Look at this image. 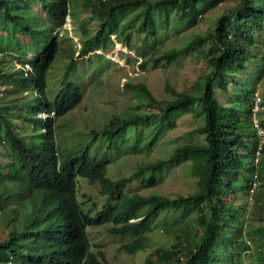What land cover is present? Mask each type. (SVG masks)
<instances>
[{
  "label": "trees",
  "instance_id": "16d2710c",
  "mask_svg": "<svg viewBox=\"0 0 264 264\" xmlns=\"http://www.w3.org/2000/svg\"><path fill=\"white\" fill-rule=\"evenodd\" d=\"M223 1L0 0V34H6L9 41L5 44H10L8 49L0 48V264H115L107 262L103 250L91 249L87 227L112 224L110 231L130 238L120 248L134 253L149 244L145 233L163 212L173 215L182 228L170 249H156L160 257L172 259L169 264H214L220 259L218 248L223 251L222 244L234 248L238 241L234 237L241 229L234 221L240 209L246 210L242 204L237 210L235 195L240 191L252 202L249 189L255 180L264 191V141L255 161L260 142L251 120L255 88L249 87L247 95H237L236 100L227 97L228 103L223 104L215 87L227 90V77L246 68L255 32H264V0H238L230 12L214 20L209 32L195 34L182 46L163 48L143 59L141 66L148 61L156 66L199 54L207 69L192 89L170 88V98L157 99L144 82H129L126 87L136 95L135 104L109 113L90 131V143L103 140L101 153L91 152L88 144L62 157L55 140L54 121L83 98L80 85L68 75L74 69V56L69 57L53 100L46 89L47 72L59 51L58 35L68 23L65 16L69 19L72 15V21L78 18L79 2L89 12L76 25L81 35L76 56L84 57L100 47L110 49L121 36L129 40L133 30L142 34L145 48L154 50L158 28L152 10L156 6L164 11V24L172 6L177 20L193 25L206 10ZM31 2H39L46 20L32 15L28 9ZM23 9H28V14H21ZM21 35L34 49L23 46ZM13 39L18 41L16 48H12ZM30 51L32 56L25 62L31 70H24L21 60ZM6 58L9 67L3 65ZM13 60L20 61L21 67ZM196 105L204 122L191 132L204 134L205 142L177 144L166 157L139 162L129 175L113 177L108 173V165L117 158L150 151L159 138L175 128L177 119ZM22 118L41 129L37 146L18 129L17 121ZM178 164L187 166L195 177V190L173 196L127 192L134 178H139L143 188L153 187L161 183L164 169ZM78 177L97 181L106 196L94 214L82 207ZM191 214L197 227L190 222L182 224ZM259 232L264 235V226ZM227 252L232 259L233 249Z\"/></svg>",
  "mask_w": 264,
  "mask_h": 264
},
{
  "label": "rangeland",
  "instance_id": "374dc122",
  "mask_svg": "<svg viewBox=\"0 0 264 264\" xmlns=\"http://www.w3.org/2000/svg\"><path fill=\"white\" fill-rule=\"evenodd\" d=\"M237 2L238 0H224L206 10L193 25H189L183 20H177L176 10L172 6L169 7L168 18L164 24V11L160 6H156L152 10L158 28L155 37L157 47L154 50L150 51L149 47L145 48L142 34L133 30L129 40L121 36L116 39L117 44L114 43L108 50L100 47L87 56L78 57L76 55L81 46V35L76 25L85 14L89 13L79 2L78 18H73L72 21V15L69 19L67 14L65 16L68 23L62 25L63 29L58 35L59 51L47 72V94L53 100L61 86L69 57L74 56L76 58L74 69L68 75L70 80L80 85L83 98L77 105L54 121V135L60 155L64 157L69 151L81 149L88 144H90L91 152H103V140L97 139L90 143V131L92 128L98 127L97 125L102 123L109 113L128 110L135 104L136 95L126 87L129 82H144L157 99L170 98L172 95L170 88L177 91L192 89L193 83L197 82V79H201L207 69L199 54H190L180 57L172 63L162 62L156 66L152 65L150 61L141 66L140 62L149 57L150 54H159L163 48L184 45L195 34L209 32L214 20L222 13L230 12ZM29 6L28 9L32 15L39 14L40 21L46 20L39 2H31ZM28 9H23L20 13L26 15ZM15 36L17 37V34L13 38ZM20 37L23 46H31L30 50L34 49L29 40H23L22 35ZM255 37L256 42L250 51L252 57L246 62V68L237 70L227 77L229 79L227 90L222 91L219 87H215L216 96L221 102L224 101L223 104L228 103V101L225 102L227 97L236 100L237 95H247L246 92L249 87H254L255 91H259L264 99V32L256 31ZM8 41V36L1 33L0 48L8 49L10 44H5ZM12 45V48L18 47V41L13 39ZM31 53V51L26 52V56L21 62H25L31 57ZM6 59L7 61L3 62V65L9 67L11 63L9 58ZM13 61L16 66L21 67L20 61ZM6 88L8 89V87ZM262 104L261 115L264 119V102ZM199 110L200 106L196 105L192 111L179 117L175 128L170 129L159 138L152 145L150 151H144L139 155H124L111 162L108 165V173L113 177L129 175L139 162L166 157L177 144L205 142L204 134L191 132L192 128L204 122V116L197 114ZM45 115V112H42L43 118ZM17 127L29 142L36 146L39 144L41 141L40 128L23 118L17 121ZM141 131L143 132L142 129ZM162 175L164 177L161 183L149 188L141 187L139 178H134L129 182L126 190L127 192H156L173 196L177 193L186 194L197 188L195 177L183 164L168 166L162 171ZM100 188L101 185L97 181L89 182V179L85 177L77 178V195L80 200H83L84 211L94 214L105 202L106 196L100 192ZM250 193L253 195V200L250 203L246 201V199L248 200L247 195L240 191L235 195L237 210L241 204L246 207V210L240 209L239 217L234 221V224L241 228L236 234L237 236L234 237L238 241L234 242L235 249L230 244H222L223 251H220V247L218 248V252L222 256L219 254L218 258L220 259L214 260V264H264V235L259 232L264 226V191L262 187L256 186ZM175 222L176 219L173 215L163 212L156 220L153 228L145 233L149 236V244L134 253H128L120 248L121 244L130 238L110 231L109 227L112 224L89 226L87 232L92 243L91 249L93 251L103 250L109 263L158 264L164 262L163 264H169L172 259L160 257L156 249L162 247L164 250L172 247L175 242V235L182 231V228H179L181 223L176 224ZM188 222L192 224V227H197L193 214L182 219L183 225ZM227 249H233L232 259H229Z\"/></svg>",
  "mask_w": 264,
  "mask_h": 264
},
{
  "label": "built area",
  "instance_id": "2783aa9c",
  "mask_svg": "<svg viewBox=\"0 0 264 264\" xmlns=\"http://www.w3.org/2000/svg\"><path fill=\"white\" fill-rule=\"evenodd\" d=\"M68 15V14H67ZM22 68L24 70H31V65L29 62H25L22 64ZM263 98L261 96V93L259 91H255L253 94V105L251 108V120H252V125L256 129L257 134L260 136V142L258 143V146L255 150V161L259 158L258 156L260 155L261 150V144L264 141V125L261 124L260 122V112L263 107Z\"/></svg>",
  "mask_w": 264,
  "mask_h": 264
},
{
  "label": "clouds",
  "instance_id": "9594fccd",
  "mask_svg": "<svg viewBox=\"0 0 264 264\" xmlns=\"http://www.w3.org/2000/svg\"><path fill=\"white\" fill-rule=\"evenodd\" d=\"M255 92V91H254ZM254 94V93H253ZM256 186H260L259 185V180H255L253 183H252V186L250 187L249 189V195H250V200H253V195L250 193V191L254 190L256 188ZM261 187V186H260Z\"/></svg>",
  "mask_w": 264,
  "mask_h": 264
}]
</instances>
